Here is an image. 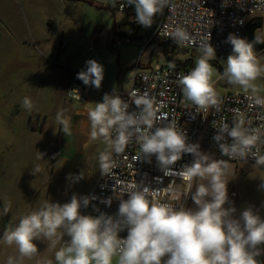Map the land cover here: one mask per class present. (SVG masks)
<instances>
[{
    "label": "clouds",
    "instance_id": "1",
    "mask_svg": "<svg viewBox=\"0 0 264 264\" xmlns=\"http://www.w3.org/2000/svg\"><path fill=\"white\" fill-rule=\"evenodd\" d=\"M228 2L224 0L222 6L226 7ZM169 3L170 0H127L128 5L135 6V21L145 28L152 26L153 18ZM172 39L183 43L189 37L183 29L177 28ZM210 40L211 34L207 42L200 45L193 69L179 78V85L183 97L196 106L197 112L213 108L218 113L221 101L212 85L214 69L210 63L216 58V50ZM255 40L258 37L255 36ZM226 43L232 45V53L227 57L222 78L245 91L255 92L253 82L264 73V66L259 63L253 45L235 34H229ZM76 78L86 86L100 89L104 67L90 59ZM69 93L80 98L78 88ZM94 104L88 111L90 138L93 141L103 138L115 153H123L135 135L141 158L150 162L155 156L165 175L172 172V166L184 153L194 156L193 162L185 165L178 175L189 184L197 177L208 180L191 194L195 207L158 204L148 198V187L133 184L127 199H120L115 215H84L81 209L87 208L95 197L73 195L69 202L48 201L23 215L14 227L5 228L0 241L15 245L20 257L30 259L38 252L34 241L47 239L54 247L59 239L67 236L65 246L55 252V264H113L114 257L116 264H260L257 257L262 251L259 246L264 245V217L251 206L239 216L234 215L235 208L225 207L229 200V181L222 180L226 162L210 160L208 154L199 150L198 144L187 142L186 134L179 132L174 123L153 129L156 116L153 101L144 96L135 100L140 109L138 113L129 112V105L115 92L106 93L102 102ZM22 107L32 111L29 97L23 98ZM56 122L65 135L69 133V122L62 113H57ZM244 125L243 116L234 119L231 127L222 124L216 128L214 140L224 156L241 160L251 156L255 165L264 166V155L259 154L256 147L264 141ZM226 136L231 138L230 143ZM43 156L38 152L36 158L40 160ZM112 167L111 153L101 152V174L110 175ZM31 171L37 175L42 168L37 164ZM83 178L82 173L76 177L77 180ZM259 188L264 189V179ZM111 202V198L102 201L108 206ZM10 209L11 204L5 197L3 213L7 215ZM124 230L127 235L121 237ZM7 264H15L13 258L10 257ZM45 264H53V261Z\"/></svg>",
    "mask_w": 264,
    "mask_h": 264
},
{
    "label": "built area",
    "instance_id": "2",
    "mask_svg": "<svg viewBox=\"0 0 264 264\" xmlns=\"http://www.w3.org/2000/svg\"><path fill=\"white\" fill-rule=\"evenodd\" d=\"M113 10L125 15L130 33L119 34L115 37L114 44L117 47L130 45L136 39L142 41L144 51L148 46L160 44L172 50L182 49L188 51H199L202 43L207 42L211 34L210 43L216 50L214 61L218 65H225L227 57L232 53V45L226 43L229 34H235L253 45L255 49H264L262 28L253 32V38L248 37L250 24L255 23L264 14V0H229L228 5L222 6L224 0H170L161 13L153 18V24L149 28L139 25L135 21V6L128 5L127 0H112ZM243 21V23H241ZM177 28L183 29L189 40L176 43L172 38ZM255 36L258 40H255ZM65 44L60 45L63 49ZM57 60L51 59V64H57ZM134 77L131 88L120 94L121 99L129 105V112H139L135 104L137 97L144 96L153 101L156 116L153 121V129L174 123L177 130L186 134L187 142L198 144L201 152L223 159L234 164L255 165L254 159L249 156L247 160L230 159L224 156L218 143L214 140L217 129L222 124L233 126L234 119L243 116L244 127L250 133L259 135L264 141V96L247 91L218 92L217 86L224 83L222 78L224 68H221L219 79L212 82L220 103V111L209 108L208 111L197 112L196 106L189 103L183 97L179 78L192 70L187 66H165L159 65L146 69L141 68L140 62L134 63ZM78 88L80 98L69 93L70 90ZM93 86L83 83L70 82L67 96L71 101L84 103ZM259 101V102H258ZM214 122V124H213ZM116 133H111L114 138ZM227 142L231 138L226 136ZM259 154L264 155V142L258 143ZM255 151V149H253ZM194 156L184 153L175 165L172 172L165 175L158 165L155 156L151 161L144 160L140 155V145L133 135L123 153H111V162L114 165L108 176L102 174L95 180L87 196L95 197L90 201L87 208H82L84 215H115L120 199H127L130 186L135 184L148 187L150 191L147 196L156 203H166L174 208L188 207L192 185L184 181L178 173L185 165H190ZM111 198L108 206L102 201ZM127 230L120 233L126 237Z\"/></svg>",
    "mask_w": 264,
    "mask_h": 264
},
{
    "label": "crops",
    "instance_id": "3",
    "mask_svg": "<svg viewBox=\"0 0 264 264\" xmlns=\"http://www.w3.org/2000/svg\"><path fill=\"white\" fill-rule=\"evenodd\" d=\"M111 9L114 15L125 17ZM47 23L51 24V21L48 20ZM123 25L128 30L114 21V34L107 37L112 46L115 45L117 35L130 33L127 21ZM106 27L109 28V25ZM18 34L15 27L4 26L0 21V238L5 228L14 227L19 222V212L16 214L15 208L21 209L22 202V209L26 210V214L37 209L39 198V207L48 201L61 204L69 202L65 188H52L54 171H50L51 155L56 156L55 162L59 159L58 140L62 134V127L56 122L57 113H62L64 117L69 116L70 132L85 135L87 140L84 142H87L91 140L89 109L95 107L94 103L102 102L106 93L115 92L120 96L122 92L128 91L122 84L123 66L120 63L124 59L120 58V54H117V58L114 56L115 59L113 56L112 59L101 58L99 55L109 50V42H105L103 46L91 45L87 50L97 52L94 60L103 65L104 79L100 89L93 87L90 90L87 103L84 104L86 106L83 105L82 109L77 110L67 96V89L73 76L79 72L64 63L62 51L65 47L60 49L62 42L53 51L49 36L38 29L28 39L21 38ZM136 41L142 43L140 39ZM144 51L141 49L140 54ZM51 59L58 63L52 65ZM107 60L108 65L104 64ZM140 64L142 69L150 65ZM24 97H29L33 103L31 112L22 107ZM80 115L84 119L80 120ZM38 152L44 154L43 159L37 160ZM38 161L42 171L33 175L31 170ZM5 197L11 204L7 215L3 213ZM66 238L64 236L59 239L54 247L47 239L34 241L38 252L28 258L30 264H45L48 260L54 263L55 252L63 247ZM12 253H19L17 247L0 241V264H7ZM116 261L117 258L114 257L113 264Z\"/></svg>",
    "mask_w": 264,
    "mask_h": 264
},
{
    "label": "rangeland",
    "instance_id": "4",
    "mask_svg": "<svg viewBox=\"0 0 264 264\" xmlns=\"http://www.w3.org/2000/svg\"><path fill=\"white\" fill-rule=\"evenodd\" d=\"M112 6V0H0V21L4 26L15 27L21 38L26 37L28 39L34 34L36 29L40 30L51 39L53 51L62 42L65 44V49L62 51L64 63H68L69 67L77 72L85 69L86 61L97 57L95 50L89 52L87 49L92 46H103L105 42H109V50L100 54L99 57L112 59L113 56L115 59L117 54H120V58L124 59V62L120 63L123 66L122 84L128 90L132 86L134 77L133 66L137 60L142 64L150 63L149 66L151 68L159 65L182 66L176 64L177 61H180V63H186L188 68L193 69L198 55H192V51L172 50L160 44H154L148 46L141 55L143 46L138 41L122 47L112 46L110 39L108 40L107 37L108 35L112 37L114 34L112 29L114 21L117 25H121V28L128 30V27L123 25L127 20L119 14L114 15L111 9ZM260 16L263 20L261 28L264 39V14ZM48 20L51 21V24L47 23ZM108 25L109 28L106 27ZM255 52L259 63L264 66V49H255ZM168 57L172 58L173 61ZM108 62L109 60L104 64L108 65ZM210 63L214 69L212 82H215L221 75V68L226 66L218 65L214 59ZM253 86L256 91L253 92L249 89L247 92L264 96V73L253 82ZM236 90L245 91L239 86L229 84L227 80L217 86L218 92ZM72 102L78 110L82 109L87 100L84 103L79 101ZM188 102L191 103L190 101ZM79 118L80 120L84 119L81 115ZM84 140L87 139L83 134H72L70 130L66 135L62 132L58 140V147L60 148V151H58L59 159L55 162L56 156L54 154L51 155L50 171H54L52 188H59V186L65 188L68 201L73 195H87V192L101 174L99 168L100 153H112V149L109 148L108 143L103 138L87 142H84ZM202 153L207 154L204 151ZM209 156L210 160L226 162L222 180L224 182L229 181L227 185L229 200L225 207L235 208L236 212L234 215L239 216L242 210L251 206L261 217H264V189L259 188L260 181L264 179V166L234 164L211 155ZM37 164H40V162L38 161ZM80 173L84 175V178L77 180L76 177ZM207 183V179L194 178L192 193L196 191L198 185ZM23 206L24 203L22 202L21 209L18 208L20 209L19 211L15 208V212L16 214L19 212L18 216L20 218L26 214V210L22 209ZM36 206L38 209L40 198L37 200ZM194 207L195 204L190 198L187 208ZM68 239L67 237L65 243ZM65 243L63 246H65ZM259 247L262 251L257 260L260 264H264V245ZM11 255L15 260V264H30L31 262L26 257H20L19 253H12Z\"/></svg>",
    "mask_w": 264,
    "mask_h": 264
},
{
    "label": "trees",
    "instance_id": "5",
    "mask_svg": "<svg viewBox=\"0 0 264 264\" xmlns=\"http://www.w3.org/2000/svg\"><path fill=\"white\" fill-rule=\"evenodd\" d=\"M262 25H263V21H262L261 18H259L257 22L250 24V26H249V28H248V32H247L248 37L250 38V40H252V38H253V37H252V36H253V32H254L257 28H261ZM168 58H169L170 60L173 61L172 58H170V57H168ZM176 64H177V65L186 66V63H180V61H179V62L177 61Z\"/></svg>",
    "mask_w": 264,
    "mask_h": 264
},
{
    "label": "water",
    "instance_id": "6",
    "mask_svg": "<svg viewBox=\"0 0 264 264\" xmlns=\"http://www.w3.org/2000/svg\"><path fill=\"white\" fill-rule=\"evenodd\" d=\"M195 54L199 55V52H192V55H195ZM76 77H77V74H75V75L73 76V78H72V82H77L78 84H82L83 82H82L81 80L77 79ZM65 118H66V119L68 120V122H69L70 117H69V116H66Z\"/></svg>",
    "mask_w": 264,
    "mask_h": 264
}]
</instances>
